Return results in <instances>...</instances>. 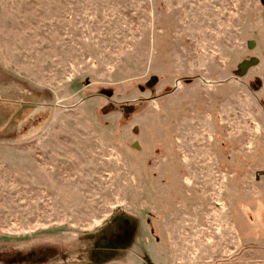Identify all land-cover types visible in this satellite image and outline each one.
I'll return each mask as SVG.
<instances>
[{"label":"rangeland","instance_id":"rangeland-1","mask_svg":"<svg viewBox=\"0 0 264 264\" xmlns=\"http://www.w3.org/2000/svg\"><path fill=\"white\" fill-rule=\"evenodd\" d=\"M0 84V264H264V0H0Z\"/></svg>","mask_w":264,"mask_h":264},{"label":"trees","instance_id":"trees-1","mask_svg":"<svg viewBox=\"0 0 264 264\" xmlns=\"http://www.w3.org/2000/svg\"><path fill=\"white\" fill-rule=\"evenodd\" d=\"M0 86H3V85L0 84ZM24 104H26V102H24L23 100H16V101L6 100L5 98L2 97L1 90H0V130H1L2 125L4 126L5 123H7L13 118L14 115L12 111L14 109L16 110L18 107H21ZM116 216L117 215L112 217V219L108 223L103 225L104 227H102L100 230H102L103 228H106L110 223H112L113 220L116 218Z\"/></svg>","mask_w":264,"mask_h":264},{"label":"water","instance_id":"water-1","mask_svg":"<svg viewBox=\"0 0 264 264\" xmlns=\"http://www.w3.org/2000/svg\"><path fill=\"white\" fill-rule=\"evenodd\" d=\"M253 61H249V62H246V63H244L243 64V71L246 69V68H248V67H250L251 65H253ZM154 81H156V78H152L151 79V83H148L147 84V86L149 87V86H151L153 83H154Z\"/></svg>","mask_w":264,"mask_h":264},{"label":"crops","instance_id":"crops-1","mask_svg":"<svg viewBox=\"0 0 264 264\" xmlns=\"http://www.w3.org/2000/svg\"><path fill=\"white\" fill-rule=\"evenodd\" d=\"M18 148L20 149L21 147H18ZM10 150L13 151V150H14L13 147H10ZM12 153H13V152H12ZM19 169H20V168H19Z\"/></svg>","mask_w":264,"mask_h":264},{"label":"flooded vegetation","instance_id":"flooded-vegetation-1","mask_svg":"<svg viewBox=\"0 0 264 264\" xmlns=\"http://www.w3.org/2000/svg\"><path fill=\"white\" fill-rule=\"evenodd\" d=\"M154 82H156V81H154Z\"/></svg>","mask_w":264,"mask_h":264}]
</instances>
